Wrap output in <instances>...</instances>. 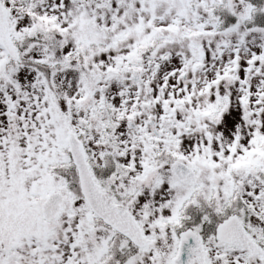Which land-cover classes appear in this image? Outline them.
<instances>
[{
    "label": "snow or ice",
    "instance_id": "6c2138e0",
    "mask_svg": "<svg viewBox=\"0 0 264 264\" xmlns=\"http://www.w3.org/2000/svg\"><path fill=\"white\" fill-rule=\"evenodd\" d=\"M0 264H264V0H0Z\"/></svg>",
    "mask_w": 264,
    "mask_h": 264
}]
</instances>
